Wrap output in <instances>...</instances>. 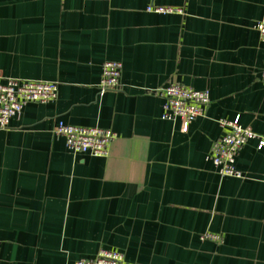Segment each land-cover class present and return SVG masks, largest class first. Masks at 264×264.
Returning <instances> with one entry per match:
<instances>
[{"label":"crops","instance_id":"0c3cea01","mask_svg":"<svg viewBox=\"0 0 264 264\" xmlns=\"http://www.w3.org/2000/svg\"><path fill=\"white\" fill-rule=\"evenodd\" d=\"M263 17L264 0H0L1 75L58 87L0 129V264L100 247L133 264H264V146L243 144L241 177L206 159L220 119L264 134ZM104 60L120 61L119 89L99 91ZM172 82L209 95L186 131L162 117L155 91ZM59 121L111 129L108 155L70 152Z\"/></svg>","mask_w":264,"mask_h":264},{"label":"built area","instance_id":"2783aa9c","mask_svg":"<svg viewBox=\"0 0 264 264\" xmlns=\"http://www.w3.org/2000/svg\"><path fill=\"white\" fill-rule=\"evenodd\" d=\"M147 12L182 13V8L171 6L149 5ZM255 28L259 38L264 41V17L256 22ZM121 63L118 60H104L100 68L98 89L100 92L116 90L121 86ZM264 78V69H263ZM58 87L55 81L4 77L0 73V129L9 126V120L17 116L27 103H46L57 98ZM162 98V117L179 118L182 130L188 129L189 123L204 114L209 104L206 89L197 90L181 83H168L156 89ZM219 125L228 129L213 141L206 159L221 176L241 177L236 167V157L249 138L256 139V147L264 146V134L254 133L250 128L240 125L238 118L220 119ZM56 137L64 140L65 147L72 153H88L95 156H107L110 143L116 137L111 129L70 125L57 122L52 128ZM203 238L217 239L209 232ZM73 264H133L125 260L124 255L116 250L100 247L96 254L88 258H79Z\"/></svg>","mask_w":264,"mask_h":264}]
</instances>
